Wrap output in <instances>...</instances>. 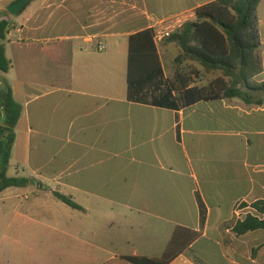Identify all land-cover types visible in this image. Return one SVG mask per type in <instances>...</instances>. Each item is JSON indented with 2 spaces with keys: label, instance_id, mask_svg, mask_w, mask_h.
<instances>
[{
  "label": "crops",
  "instance_id": "1",
  "mask_svg": "<svg viewBox=\"0 0 264 264\" xmlns=\"http://www.w3.org/2000/svg\"><path fill=\"white\" fill-rule=\"evenodd\" d=\"M212 1L33 0L1 16L11 68L0 85L22 106L9 170L29 169L35 182L0 192V264L160 259L178 228L201 236L170 264H240L236 244L219 238L259 236H237L233 226L255 212L240 204L264 200V93L254 95L259 104L223 98L180 110L127 97L130 36L169 19L193 21ZM260 7L264 0L257 83ZM55 190L85 213L54 212ZM76 194L100 210L91 213Z\"/></svg>",
  "mask_w": 264,
  "mask_h": 264
},
{
  "label": "trees",
  "instance_id": "2",
  "mask_svg": "<svg viewBox=\"0 0 264 264\" xmlns=\"http://www.w3.org/2000/svg\"><path fill=\"white\" fill-rule=\"evenodd\" d=\"M32 1L28 0L23 10ZM260 3L261 0H215L198 7L195 20L185 22L167 38L179 48L175 58L178 70L173 80L165 78L153 29L132 34L129 38L128 100L174 110L187 108L200 101L223 98H238L247 104L263 103L261 100L254 101L255 94L264 93V82H254V78L263 71L258 53L261 46ZM4 14L10 16L7 11ZM8 27V21H0V41L6 39ZM186 62L197 63L207 73L219 72L220 76L208 85H196L190 74L180 70ZM10 68L5 46L0 43V71L6 73ZM21 116L22 106L15 100L10 86L1 84L0 192L11 187H26L35 182L34 178L8 176L16 128ZM54 196L72 209L85 211L71 196L58 191H54ZM244 207H251L255 212L247 213L244 219L235 223L233 232L237 236L264 229V200L240 204V208ZM200 209L201 223L204 224L205 206L201 201ZM200 236L199 232L178 228L160 259H126L133 264H170Z\"/></svg>",
  "mask_w": 264,
  "mask_h": 264
},
{
  "label": "rangeland",
  "instance_id": "3",
  "mask_svg": "<svg viewBox=\"0 0 264 264\" xmlns=\"http://www.w3.org/2000/svg\"><path fill=\"white\" fill-rule=\"evenodd\" d=\"M16 0L10 1H0V18L3 16L4 12L7 11L6 7L15 3ZM262 6V5H261ZM10 15V14H9ZM11 17V15L9 16ZM260 17L264 18V9L260 7ZM262 31L263 28H262ZM159 48L162 51V58L164 62V75L167 80H173L175 74L178 70V66L175 62V58L179 53V48L172 42H169L167 39L163 40L159 44ZM183 72L190 74L191 79L193 80L194 84L199 86L208 85L210 81L220 76L219 72H211L207 73L203 68H201L197 63L193 62H186L181 69ZM1 72V71H0ZM194 73V75H192ZM30 175L29 169H26L25 172H21L19 176L28 177ZM8 176L10 177H17V172L15 167L9 170ZM61 193L62 190H55ZM51 200H54L53 204H49V207L54 205L55 211L57 214H71V215H82L85 213L84 211H78L72 209L71 207L67 206L60 200L55 197H51ZM76 201L83 203L85 207L89 208L91 213L98 212L100 210V206L95 205L94 203L90 202L88 197L82 194H76ZM234 222V221H232ZM231 222V223H232ZM226 234V233H225ZM259 236H250V237H243L240 240H236L235 242L231 239V235L229 236H220L219 241L223 243V241H227L229 243H235V248L239 249V260L240 264H252V260L255 259L257 264H264V247H262L257 253L255 254L254 248L257 246H261L264 243V229L258 231ZM226 242V243H227ZM225 244V242H224ZM225 248V246H224ZM256 264V263H255Z\"/></svg>",
  "mask_w": 264,
  "mask_h": 264
},
{
  "label": "built area",
  "instance_id": "4",
  "mask_svg": "<svg viewBox=\"0 0 264 264\" xmlns=\"http://www.w3.org/2000/svg\"><path fill=\"white\" fill-rule=\"evenodd\" d=\"M182 27V22L176 19H169L161 24L155 25L152 29L154 31V42L160 44L163 40L169 38L175 31ZM98 50H103V44L97 45Z\"/></svg>",
  "mask_w": 264,
  "mask_h": 264
},
{
  "label": "water",
  "instance_id": "5",
  "mask_svg": "<svg viewBox=\"0 0 264 264\" xmlns=\"http://www.w3.org/2000/svg\"><path fill=\"white\" fill-rule=\"evenodd\" d=\"M27 2L28 0H18L15 3L7 6L6 10L10 15L15 16L23 10Z\"/></svg>",
  "mask_w": 264,
  "mask_h": 264
}]
</instances>
